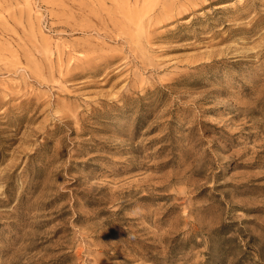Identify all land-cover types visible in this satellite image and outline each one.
Segmentation results:
<instances>
[{"label": "rangeland", "instance_id": "1", "mask_svg": "<svg viewBox=\"0 0 264 264\" xmlns=\"http://www.w3.org/2000/svg\"><path fill=\"white\" fill-rule=\"evenodd\" d=\"M0 264H264V0H0Z\"/></svg>", "mask_w": 264, "mask_h": 264}]
</instances>
